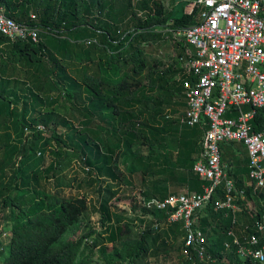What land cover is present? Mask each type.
<instances>
[{
    "label": "trees",
    "instance_id": "1",
    "mask_svg": "<svg viewBox=\"0 0 264 264\" xmlns=\"http://www.w3.org/2000/svg\"><path fill=\"white\" fill-rule=\"evenodd\" d=\"M131 1L127 0V9ZM149 2L151 6L136 0L141 11L137 15L131 10L127 21L116 17L108 0H0L6 16L36 28L39 37L33 44L0 35V213L10 232L7 242H0V264H90L102 232L112 243L113 264H148L146 257H155L156 248L165 246L163 236L170 235L181 237L179 264H211L209 259L198 262L193 255L184 258L181 222L169 221L165 209L145 207L150 200L177 194H167L168 183L195 194L206 185L192 170L199 154L197 127L180 124L177 118L184 104L176 79L183 76L182 66L176 56L183 53L184 44L171 32L195 23L197 9L183 13L164 8L160 0ZM28 11L36 21L34 15L29 19ZM160 42L175 45L176 55L150 61L147 48ZM24 62L36 65L32 76L26 69L20 73ZM26 73L37 82L28 84ZM64 78L67 82L61 83ZM96 119L103 120L108 135L90 136L87 126ZM263 120V110L256 109L252 131L261 130ZM57 125H64L63 134L56 131ZM165 137L174 143V159L156 156L160 166L155 169H162L163 178L150 180L139 191L143 215L153 223L132 235L131 224L120 223L121 217L109 210L112 192L104 195L98 188L100 231L88 228L71 238L70 231L82 224L88 210L84 195L60 194L61 179L54 171L64 157L74 153L87 172L104 169L114 177L111 164L116 146L139 142L153 154L155 148H164ZM240 146L220 145L222 163L235 189L244 186L247 174V155ZM46 154L51 158L44 165ZM135 160L144 174L154 168L152 163L144 164L143 157ZM50 171L56 186L52 192L39 187ZM243 188V200L233 199L237 211L213 208L211 196L210 203L194 212L212 264H259L235 253L233 239L249 246L250 234L257 237L252 247L261 248L264 255V187ZM249 199L257 208L255 213L244 205ZM256 223L262 231H257Z\"/></svg>",
    "mask_w": 264,
    "mask_h": 264
},
{
    "label": "built area",
    "instance_id": "2",
    "mask_svg": "<svg viewBox=\"0 0 264 264\" xmlns=\"http://www.w3.org/2000/svg\"><path fill=\"white\" fill-rule=\"evenodd\" d=\"M193 7L195 23L171 31L184 44L176 56L182 66L183 76L176 79L184 104L177 118L180 124L197 127L199 154L192 170L206 185L199 194L184 190L150 200L145 207L165 209L169 221L181 222L184 258L194 256L204 263L209 259L212 264L194 212L210 203L211 196L213 208L237 211L233 199L243 200V187H264V120L257 132L251 124L256 109L263 110L264 119V0H195ZM0 35L39 42L36 28L6 16L1 6ZM229 142L240 143L247 152V174L239 189L221 160L220 145ZM255 226L262 231L261 224ZM233 242L240 258L264 263L262 249L252 247L255 235L246 237L249 246L237 244L236 238Z\"/></svg>",
    "mask_w": 264,
    "mask_h": 264
},
{
    "label": "rangeland",
    "instance_id": "3",
    "mask_svg": "<svg viewBox=\"0 0 264 264\" xmlns=\"http://www.w3.org/2000/svg\"><path fill=\"white\" fill-rule=\"evenodd\" d=\"M113 6V10L116 17H122V19L127 20V15L131 10H136L137 15L140 13L135 4L136 0L131 1L130 8L127 9V0H108ZM147 2L148 6L150 5L151 0H143ZM164 8H169L171 10H181L183 13H190L195 8L193 7V2L195 0H160ZM140 2V1H137ZM151 6V5H150ZM124 9V11H122ZM29 12V11H28ZM125 12L124 14H122ZM29 15H34L33 12H29ZM35 16V15H34ZM36 16L34 21H36ZM121 21V20H120ZM128 21V20H127ZM126 24L125 22L123 23ZM122 26V25H121ZM126 26V25H125ZM175 45L172 46L171 42H160L157 44H152L147 48L148 58H162L163 60H168L170 57L175 56ZM152 61V60H150ZM74 64V63H73ZM20 68V73L26 72L32 73L35 64L31 65L28 62H24ZM70 66V65H69ZM26 69V70H25ZM26 73V78L29 81L27 83H36V78H31L29 74ZM25 78V80H26ZM71 78V76H70ZM68 78V79H70ZM32 79V80H30ZM24 81V80H22ZM49 83L51 79L47 80ZM61 83H66L67 78H64L60 81ZM76 86L78 83L74 82ZM16 86V85H15ZM157 90V89H156ZM55 90L49 91V93L54 94ZM183 109H181L182 111ZM41 124V123H39ZM52 126V125H50ZM49 126V127H50ZM105 123L103 120H97L87 126V129L92 132L90 134L92 138L96 137L97 134H107L105 131ZM56 131L60 134L65 132L64 125H57L55 127ZM113 141L110 138V144L112 145ZM164 148H155L151 154L145 146H141L139 142H134L129 147H126L122 144L116 146L113 150L114 161L111 164V172L114 173V177L111 176L106 170L98 171L96 169H91L90 172L86 171V167L81 162L78 156H75L74 153L67 154L64 159L61 161L60 165L56 168L54 173L59 175L61 179L60 182V194L63 196H78L84 195L87 202V214L83 219L82 224L72 231H70L69 236L71 238H77L82 235L88 228H92L96 233L100 231V211L97 209L99 204L98 191L97 189L103 191L104 195H108L109 192H112L109 197V210L114 214H117L121 217V222H129L132 226V235L139 233L144 226L152 224L154 219L147 215H143V210L141 205L138 203L139 191L142 190L144 185L150 184L149 181L155 178L159 180L163 178L162 169H155L160 164L155 162L156 156L158 158H166L167 161L174 159L175 155V146L174 143L169 141L166 137L163 140ZM231 142H229L230 144ZM233 143V142H232ZM66 148V147H65ZM171 153H169V152ZM137 156L143 157L145 159L144 164L152 163L153 169H155L154 174L149 172L154 171L153 169H147L145 174L143 173V167L138 164L135 160ZM152 157V160L148 161L147 157ZM50 155L46 154V159L44 160V165H47V162L50 160ZM52 172L50 171L47 176L48 178H42L39 182V187H43L46 191L52 192L56 186L52 177H50ZM68 184V186H66ZM106 188V189H104ZM99 191V192H100ZM183 186L178 183L172 182L167 184V194L175 192H183ZM244 205L250 208L253 213L257 208L252 205L251 199L247 200ZM242 217V216H241ZM102 232V231H101ZM9 223L6 220L1 218L0 213V242L6 243L7 238H9ZM107 233L102 232L99 234L101 242L98 243L94 249H92V255L90 258V264H113L114 257L112 256V243L107 241ZM165 246H158L156 248L157 255L153 257L152 255L147 256L145 261L148 264H153L155 259L157 264L164 262V264H179L178 258V247L179 242L181 241L180 235L173 237L172 235L165 237ZM89 241L87 242V247ZM159 245V244H158ZM112 260V261H111ZM108 261V263H107ZM110 262V263H109ZM156 264V263H155Z\"/></svg>",
    "mask_w": 264,
    "mask_h": 264
},
{
    "label": "crops",
    "instance_id": "4",
    "mask_svg": "<svg viewBox=\"0 0 264 264\" xmlns=\"http://www.w3.org/2000/svg\"><path fill=\"white\" fill-rule=\"evenodd\" d=\"M234 143H236L237 145H239L240 143H238V142H234ZM241 145V144H240ZM240 147H242V149L244 148L242 145L240 146ZM246 155H247V152H246ZM245 178V177H244ZM245 180V179H244Z\"/></svg>",
    "mask_w": 264,
    "mask_h": 264
}]
</instances>
